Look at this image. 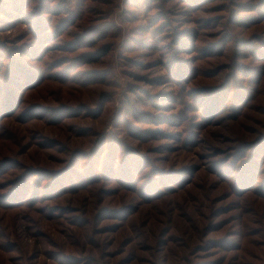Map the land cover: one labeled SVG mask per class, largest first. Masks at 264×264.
<instances>
[{
    "label": "rangeland",
    "instance_id": "rangeland-1",
    "mask_svg": "<svg viewBox=\"0 0 264 264\" xmlns=\"http://www.w3.org/2000/svg\"><path fill=\"white\" fill-rule=\"evenodd\" d=\"M0 92V264H264V0H0Z\"/></svg>",
    "mask_w": 264,
    "mask_h": 264
},
{
    "label": "trees",
    "instance_id": "trees-1",
    "mask_svg": "<svg viewBox=\"0 0 264 264\" xmlns=\"http://www.w3.org/2000/svg\"><path fill=\"white\" fill-rule=\"evenodd\" d=\"M2 92V91H1ZM1 92H0V95H1ZM2 100H3V98H2ZM9 104V101H8V99H4V102H2L1 104H0V115H2V113L3 112H6L5 110L7 109V105ZM6 108V109H5ZM8 110V109H7ZM20 189H22V188H18V190H20ZM155 191H157L156 189H155Z\"/></svg>",
    "mask_w": 264,
    "mask_h": 264
},
{
    "label": "clouds",
    "instance_id": "clouds-1",
    "mask_svg": "<svg viewBox=\"0 0 264 264\" xmlns=\"http://www.w3.org/2000/svg\"><path fill=\"white\" fill-rule=\"evenodd\" d=\"M241 2H243V0H241Z\"/></svg>",
    "mask_w": 264,
    "mask_h": 264
}]
</instances>
